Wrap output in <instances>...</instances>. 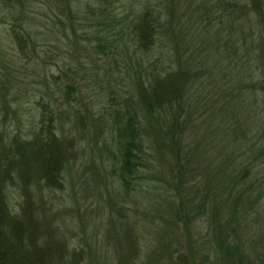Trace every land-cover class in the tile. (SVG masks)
<instances>
[{"label":"rangeland","instance_id":"374dc122","mask_svg":"<svg viewBox=\"0 0 264 264\" xmlns=\"http://www.w3.org/2000/svg\"><path fill=\"white\" fill-rule=\"evenodd\" d=\"M85 2L78 0L81 15L86 14ZM130 2L118 3L116 13H125ZM22 11L29 20L15 21L13 15ZM60 12L55 0H0V144L28 148L52 118L61 146L54 182L37 173L27 152V164L1 182L9 215L23 224L32 218L30 234L45 251L44 264H220L217 257L227 264H264V156L258 158L264 146V91H248L252 83L236 74L238 57L219 63L214 92L212 84L192 91L186 103V142L214 130L199 153L201 168L194 165L197 175L205 168L209 176L195 177V183L189 178L179 191L174 186L167 193V167L140 169L138 180L126 189L117 179L119 152L107 130L108 109L136 99L132 83L141 77L139 55L132 49H121L116 57L99 54L93 47L100 27L81 18L70 28ZM228 35L225 29V41ZM221 74L224 81L218 80ZM212 94L232 103L225 110L211 106ZM100 119L106 123L99 125ZM243 167V183L228 189L230 174ZM158 172L165 178H151ZM206 180L219 196L215 216L220 215L221 236L217 225L209 230L211 200L202 206L205 210L199 199L185 206L186 230L174 224L179 197L185 198L188 185L198 182L203 192ZM127 190H132L128 198ZM169 196L174 204L168 205ZM231 209L236 216L229 223ZM219 241L223 249L214 250Z\"/></svg>","mask_w":264,"mask_h":264},{"label":"trees","instance_id":"16d2710c","mask_svg":"<svg viewBox=\"0 0 264 264\" xmlns=\"http://www.w3.org/2000/svg\"><path fill=\"white\" fill-rule=\"evenodd\" d=\"M121 1L86 0L85 15L80 14L78 0H55V4L70 28L81 18L84 22L87 18L91 24H96L97 29L100 27L97 44L93 47L99 54L116 57L121 49L125 53L132 49L135 55H139L136 63L141 77L132 83L136 99L126 98L119 107L114 104L116 107L108 109L110 121L107 130L114 134V146L119 152L117 179L120 186L132 188L133 181L138 180L140 169L150 172L155 168L158 171L167 167L169 177L163 180V188L167 193L174 186L179 191L182 184H188L189 178V183H195L193 178L199 180L209 176L205 168L197 175L194 165H198L199 153L202 146L206 145L204 141L207 135L214 131L213 127L206 133L197 134L195 142H186L185 138V134H188L185 123L190 115L186 103L192 98V91L198 92L212 84L211 90L214 92L218 87L214 86L217 82L218 65L232 56L238 57L236 74L243 78V82L248 79L252 83L248 91H264V2L131 0L125 7V13L118 14L117 5ZM13 17L15 21H22L24 18L29 20L23 11L15 13ZM94 17L99 21H94ZM225 29L229 33L226 41L222 37ZM71 31L76 37V32ZM21 33L27 36L24 29ZM235 35L237 41L234 40ZM166 56L168 60L164 62L163 58ZM151 59L154 61L151 62ZM115 60L116 58L113 59ZM145 61L147 65H141ZM141 73H144V77ZM218 80L224 81L225 74H221ZM70 88V85H66L67 90L70 91ZM114 94L113 92L112 95L117 100L118 97ZM217 97L218 95L212 94L209 101L215 99L211 106L220 104V110H225L232 103L225 104L221 97ZM102 119L98 121L99 125L106 123ZM50 123L28 148L17 143L9 149L0 144V156L5 159L0 160V264L45 262V251L35 245L30 234L32 218L26 217L23 224L9 215L2 196L1 182L16 171V168L27 164L24 156L26 152L34 160L37 173L45 181L54 182L53 179L59 176L61 146L53 133L52 118ZM263 156L264 146L258 158ZM16 158L18 159L15 160ZM252 164L253 161L250 165ZM247 168L243 167L230 174L228 189L232 185L236 187L243 183L240 174ZM158 174L159 176L151 178H165L162 176L164 173ZM171 180L176 183L170 184ZM202 184L203 192L197 189L198 182V185H188V195L185 198L179 197L178 208L173 217L174 224L177 223L176 225L186 230L189 227V216L184 213L185 206L189 203L196 204L195 200L199 199L202 203L200 207L205 210L202 206L211 200L213 211L209 230L214 232L217 225V234L221 236L224 230L219 225L220 215L218 218L215 216L219 214L215 203L219 196L211 191L210 180L202 181ZM131 192L132 190L126 191L127 198ZM170 196L166 199L170 200L168 205L175 202L174 197L171 199ZM235 216L234 209H231L227 214L228 222L231 223ZM220 249H223L222 242L214 248ZM217 258L220 264H227L226 259H221L223 257Z\"/></svg>","mask_w":264,"mask_h":264}]
</instances>
